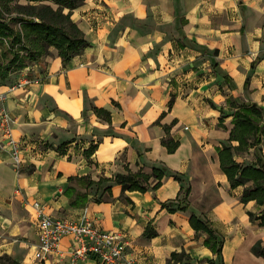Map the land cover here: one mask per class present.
Instances as JSON below:
<instances>
[{
	"label": "crops",
	"instance_id": "obj_1",
	"mask_svg": "<svg viewBox=\"0 0 264 264\" xmlns=\"http://www.w3.org/2000/svg\"><path fill=\"white\" fill-rule=\"evenodd\" d=\"M71 18L88 46L66 64L49 47L39 61L1 79L3 87L28 82L1 102L20 160L14 163L0 133V256L17 264H69V236L61 239V255L35 257V199L52 216L77 219L85 212L100 228L118 233L136 264H167L173 251L188 259L168 264H219L203 243L206 233L191 227V213L223 237L222 264H264L251 251L257 239L264 245V226L247 214L258 216L264 204L240 201L250 181L231 188L218 156L233 126L235 107L227 97L237 106L254 102L264 113V0H84ZM91 106L108 110L110 122ZM221 107L229 118L224 126L218 124ZM165 137L178 142L173 152L161 142ZM95 143L89 163L83 152ZM259 146L264 155V136ZM243 156L235 158L242 163ZM125 166L166 172L155 190L123 191L110 180L88 187L84 206L69 205L67 186L85 191L69 176L97 180L124 174ZM206 169L212 198L194 196L192 177ZM183 183L190 186L187 207L169 212L182 205ZM147 224L155 232L149 237L143 236ZM79 264L103 263L92 255Z\"/></svg>",
	"mask_w": 264,
	"mask_h": 264
},
{
	"label": "trees",
	"instance_id": "obj_2",
	"mask_svg": "<svg viewBox=\"0 0 264 264\" xmlns=\"http://www.w3.org/2000/svg\"><path fill=\"white\" fill-rule=\"evenodd\" d=\"M83 1L0 0V79L13 70H20L39 61L48 53L49 47H53L61 58L62 64H66L71 57L88 46L89 42L86 40L83 31L71 18L72 9ZM216 52L215 50L214 54ZM246 84L247 81H245L244 86ZM174 97L175 95L171 94L168 107H171ZM226 102L235 109L231 113L233 126L229 130L228 141L218 149L219 166L225 173L231 188L250 181L242 190L239 198L241 202L255 200L258 205H263L264 155L259 145L264 136V113L254 102H246L241 106H237L230 97L226 98ZM210 103L214 106L212 102ZM91 108L98 117L110 122V112L108 110L96 106H91ZM162 115L163 113L160 116ZM223 119L224 114L221 107L219 125L224 126ZM163 128L167 133L169 125H164ZM233 140L237 141L236 145L231 143ZM161 142L166 146L168 152H173L178 145L177 141H173L168 137L161 139ZM96 147V143L90 144L83 152L89 163H92L90 156ZM249 148L253 149V160L248 164L237 161L235 155L248 152ZM125 169L126 173L124 174L117 173L111 177H99L97 180H92L89 176H69V181L76 179L85 187L83 192L76 191L72 186L65 188L63 193L68 198L69 205L74 207L84 206L88 201L87 188L92 185L99 186L110 180L119 184L123 191L138 190L145 192L148 189L155 190L161 185V179L166 172L163 168L158 167H153L151 173L131 172L127 166H125ZM171 175L179 182H183L177 172H172ZM151 176L155 178L153 183L149 182ZM104 190L110 193V185L105 186ZM189 191L190 186L183 183L180 187V196L177 199L182 205L168 208L169 212L186 209V199ZM162 206L164 207L166 204L162 203ZM247 214L250 220L259 219V225L264 226V208L258 216L250 211H247ZM189 223L196 233H206L203 243L218 256L219 264H222L223 237L210 226L209 220H202L194 213L190 214ZM154 234L155 232L150 231V226L147 224L143 236L149 237ZM251 251L264 257V245L260 240L253 243ZM184 258L188 259V255H185L183 251L179 253L173 251L167 264L170 259L181 263ZM7 264H17V262L11 259ZM209 264L215 263L209 261Z\"/></svg>",
	"mask_w": 264,
	"mask_h": 264
},
{
	"label": "built area",
	"instance_id": "obj_3",
	"mask_svg": "<svg viewBox=\"0 0 264 264\" xmlns=\"http://www.w3.org/2000/svg\"><path fill=\"white\" fill-rule=\"evenodd\" d=\"M28 79L7 84L0 83V133L15 164L20 160V143L11 133V118L1 106L6 93L27 83ZM4 89H3V88ZM38 230V242L34 255L44 259L51 253H58L61 239L71 238L68 248L69 264H79L89 256H96L103 264H136L135 259L127 251V239L114 231L100 228L84 212L80 218L55 217L46 211V207L38 200L30 203ZM60 254V253H58ZM61 255V254H60Z\"/></svg>",
	"mask_w": 264,
	"mask_h": 264
},
{
	"label": "rangeland",
	"instance_id": "obj_4",
	"mask_svg": "<svg viewBox=\"0 0 264 264\" xmlns=\"http://www.w3.org/2000/svg\"><path fill=\"white\" fill-rule=\"evenodd\" d=\"M49 52V51H48ZM14 71V70H13ZM12 71V72H13ZM17 72V71H16ZM0 83H1V79H0ZM203 100L205 101V102H207L208 103V101L207 100H209L208 98H203ZM238 100V102L236 101V104L237 103H241V100L240 99H237ZM227 109V108H226ZM228 110V109H227ZM226 110V113H228V111ZM228 120H229V118H225L224 119V123L225 124H228L227 122H228ZM241 154H244V159L241 161L242 163H247V162H250V160H252L253 159V156H252V151L250 150V151H248V152H243V153H241ZM202 168H205V166H202ZM210 175H209V172H208V169H206L205 171H203V172H200V173H198L197 174V176L196 177H192V185H193V188L195 189V193H194V196H197V197H200V196H202L203 194H205V195H208V196H211V198L212 197H214L215 196V194L213 193L212 195H211V192H210V187H209V184H210ZM215 189H213V191H214ZM211 198H209L208 199V201H210V199ZM178 202V201H177ZM257 240H260V239H257ZM256 240V241H257ZM255 241V242H256ZM261 241V240H260ZM254 242V243H255ZM12 258L11 257H9V256H7V255H1L0 256V264H7L10 260H11Z\"/></svg>",
	"mask_w": 264,
	"mask_h": 264
}]
</instances>
